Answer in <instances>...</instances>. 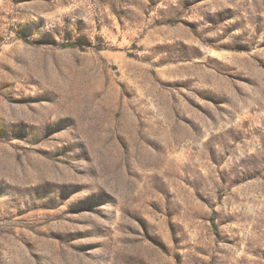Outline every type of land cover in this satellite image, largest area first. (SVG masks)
I'll return each instance as SVG.
<instances>
[{
  "label": "rangeland",
  "instance_id": "374dc122",
  "mask_svg": "<svg viewBox=\"0 0 264 264\" xmlns=\"http://www.w3.org/2000/svg\"><path fill=\"white\" fill-rule=\"evenodd\" d=\"M0 264H264V0H0Z\"/></svg>",
  "mask_w": 264,
  "mask_h": 264
},
{
  "label": "trees",
  "instance_id": "16d2710c",
  "mask_svg": "<svg viewBox=\"0 0 264 264\" xmlns=\"http://www.w3.org/2000/svg\"><path fill=\"white\" fill-rule=\"evenodd\" d=\"M71 46H76L75 44H71Z\"/></svg>",
  "mask_w": 264,
  "mask_h": 264
}]
</instances>
